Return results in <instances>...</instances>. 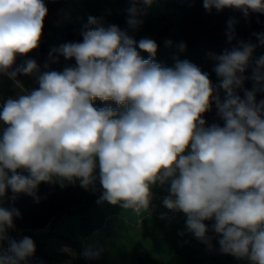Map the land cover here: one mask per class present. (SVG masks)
<instances>
[{
  "label": "clouds",
  "instance_id": "1",
  "mask_svg": "<svg viewBox=\"0 0 264 264\" xmlns=\"http://www.w3.org/2000/svg\"><path fill=\"white\" fill-rule=\"evenodd\" d=\"M152 2L131 0L132 32L143 23L137 4ZM203 8L237 10L247 18L264 14V0H203ZM47 14L44 0H0V76L16 86L18 77H30L36 85L0 104V264H28L36 252L30 237H9L22 216L4 207L5 199L26 194L39 203L41 183L64 188L76 181L92 191L99 182L98 202L137 213L149 208L154 186L164 188L163 205L187 216L181 236L209 250L215 239L222 253L264 264V100L256 99L264 92V56L252 65L256 46L241 42L220 55L209 52L219 80L214 85L188 60L157 63L153 39L137 41L128 29L90 15L82 41L52 49L74 65L42 71L28 58L17 66L18 57L39 48ZM235 23L227 21L229 43ZM253 35L264 45V33ZM177 47L186 51L183 42ZM249 68L251 91L243 89ZM97 99L116 107L97 108ZM213 104L223 126H206L204 114ZM103 251L88 245L82 255L98 259Z\"/></svg>",
  "mask_w": 264,
  "mask_h": 264
},
{
  "label": "rangeland",
  "instance_id": "2",
  "mask_svg": "<svg viewBox=\"0 0 264 264\" xmlns=\"http://www.w3.org/2000/svg\"><path fill=\"white\" fill-rule=\"evenodd\" d=\"M130 6L131 0H67L50 16L49 21L52 24L61 21L74 22L77 32L71 42H78L82 40L80 31L82 25L87 22L88 16L103 17L106 23L113 24L125 8L128 9ZM137 7L140 9V20L143 23L138 31L130 32L137 41L143 37L173 39L177 36L181 10L168 7L165 0H153L150 6L140 3ZM260 57V53L254 51L252 65ZM175 61V58L171 59L168 67H172ZM69 62L64 61L65 65ZM248 71L251 73V68ZM22 89L27 88H19L16 96ZM107 105L116 107L113 103ZM75 184L80 186L79 181ZM41 185L52 184L41 183ZM167 195L164 188L154 186L149 208L139 213L132 209H123L119 205L98 202L99 196L85 213V218L81 214L66 215L54 226L75 230L80 236L81 251L85 250L86 243L87 246L103 247L104 251L100 258L84 259L83 256V264H246L245 261L237 258L215 257L221 252L215 239L212 242V250H209L191 235L181 236L180 233L185 231L187 216L181 211L169 210L163 205V198ZM9 203L10 199H5L3 206L7 207ZM53 234L49 236L62 243L69 244L73 241L69 234L60 233L55 236ZM64 248L66 250L62 251L70 253L69 247ZM66 258V256H54L48 260L37 259V262L66 264L63 263Z\"/></svg>",
  "mask_w": 264,
  "mask_h": 264
},
{
  "label": "trees",
  "instance_id": "3",
  "mask_svg": "<svg viewBox=\"0 0 264 264\" xmlns=\"http://www.w3.org/2000/svg\"><path fill=\"white\" fill-rule=\"evenodd\" d=\"M67 0H44L48 9V14L44 20L43 35L38 49L33 50L24 58H17V66L23 62L24 59H35L40 65L41 70H55L62 71L68 65H74L75 60H71L65 65L64 57L58 53H53L52 49L59 48L60 45L71 42L77 32V26L71 21H61L57 24H52L49 21L50 16L57 11ZM168 7L181 10V19L179 25V33L173 39H170L173 44L171 47L165 45L167 38L155 37L153 39L157 45V54L155 61L163 66H168L171 59L188 60L197 65L203 72L209 74L212 83L218 84L219 80L213 72L214 64L208 58L207 54L212 52L220 55L225 51H231L238 48L241 42L251 43L255 45L254 51L264 56V45H261L259 40L253 33H264V14L249 13L245 18L242 12L237 10L225 9L223 12H217L215 9L208 13L203 8V0H165ZM140 4V3H139ZM141 18V15L138 17ZM234 18L236 23L235 39L229 43L225 35L227 28V21ZM127 8H125L122 15L115 19L114 25L121 29H128L131 35V29L127 24ZM82 41V40H81ZM186 44V51H179L177 45L179 43ZM141 56L145 59L148 58V53L141 52ZM47 64L48 68L45 69L44 65ZM245 75L248 77L244 84L243 89L249 91L254 88V81L251 79V73L247 70ZM21 81L20 86L13 84L5 76H0V96L4 101L9 96H16L17 90L21 87L31 89L35 87V82L30 77H18ZM243 89H238V94L243 97ZM221 91V98H223ZM257 101L264 100V92H258L256 96ZM114 102H102L100 100L94 101V106L102 108L107 104ZM206 126L213 123L223 126V121L218 116L215 104L212 110L204 114ZM22 174L27 175V172ZM8 190L7 195H11ZM102 194V189L97 182L95 191L85 190L83 187L76 184L66 185L61 188L58 184L41 185L38 188L37 195L40 197V202L37 203L33 197L26 194H19L13 201L11 208H16L21 213L22 218L15 219V226L23 230L24 237H30L36 245L35 257H47L48 253L44 249L46 244L42 237L49 236L52 228L57 221L66 215L81 214L83 218L86 217L85 213L91 208L94 202ZM51 226V229L40 234L35 232L36 229ZM215 257H225L234 259L235 257L230 254L219 252Z\"/></svg>",
  "mask_w": 264,
  "mask_h": 264
},
{
  "label": "crops",
  "instance_id": "4",
  "mask_svg": "<svg viewBox=\"0 0 264 264\" xmlns=\"http://www.w3.org/2000/svg\"><path fill=\"white\" fill-rule=\"evenodd\" d=\"M50 229H51V226L48 225L47 227L36 229L35 232L40 233V234H44V233L48 232ZM52 232L54 233L53 236L59 235L60 233L69 234V235H71V239H73V241L71 243L67 244L64 242L62 243V242L56 240L55 238L52 239L50 236H44V237H42V240L46 242L44 249L48 253V256L47 257H39L36 259L48 260L54 256H60V257L66 256L67 258L63 263H66V264H83V259H82L83 251H81V246H79V244L81 243L79 234L77 232H75V230L71 231L68 228H65V227L58 228L57 226H53ZM77 235L79 238L77 237ZM54 244H56V246H54ZM87 244L88 243H86L85 245L87 246ZM64 247H69L70 253H66V251H62V250H66ZM84 259H85V257H84ZM45 264H47V262H45Z\"/></svg>",
  "mask_w": 264,
  "mask_h": 264
},
{
  "label": "built area",
  "instance_id": "5",
  "mask_svg": "<svg viewBox=\"0 0 264 264\" xmlns=\"http://www.w3.org/2000/svg\"><path fill=\"white\" fill-rule=\"evenodd\" d=\"M18 58H24V57H18ZM2 103H3V101H2V98L0 96V104H2ZM10 196H12V194ZM12 203H13V200L10 199V203H9V205L6 208L10 209ZM8 235H9V237H11L13 239H16L17 241L21 240L24 237L23 230L21 228L17 227V226L15 227V230H9ZM4 247H7V243L6 242L4 244ZM28 264H39V263L37 262L36 257L33 256L28 261Z\"/></svg>",
  "mask_w": 264,
  "mask_h": 264
}]
</instances>
